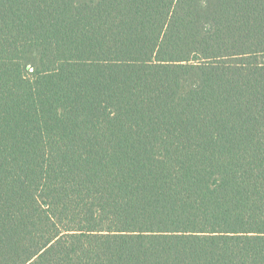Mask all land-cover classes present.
Here are the masks:
<instances>
[{
  "label": "trees",
  "instance_id": "16d2710c",
  "mask_svg": "<svg viewBox=\"0 0 264 264\" xmlns=\"http://www.w3.org/2000/svg\"><path fill=\"white\" fill-rule=\"evenodd\" d=\"M0 264H264V0H0Z\"/></svg>",
  "mask_w": 264,
  "mask_h": 264
}]
</instances>
